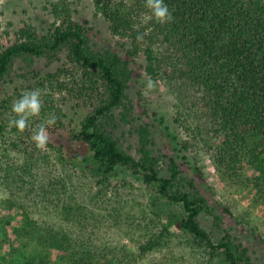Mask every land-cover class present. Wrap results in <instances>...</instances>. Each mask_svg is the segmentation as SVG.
<instances>
[{"label": "trees", "instance_id": "obj_1", "mask_svg": "<svg viewBox=\"0 0 264 264\" xmlns=\"http://www.w3.org/2000/svg\"><path fill=\"white\" fill-rule=\"evenodd\" d=\"M60 1L53 5L55 21L49 28L39 31L24 23L15 40L0 49V80L15 73L19 59L30 64L37 58L60 62L47 71L40 67L25 69L18 74L20 87L0 97V189L9 193L8 201L20 206L24 198H32L26 196V188L32 190L34 184L28 177H37L36 170L47 156L35 147L31 136L39 123L55 114L57 122L47 130L68 134L70 144L67 153L65 144L48 145L59 151L58 157L65 163H85L86 168L80 167L101 184L112 174L125 172L151 192L149 207L159 227L144 232L146 239L138 243L140 255L165 245L174 227L199 254L197 264H215L216 259L224 264H257L248 247L237 242L229 230L222 228L216 241L202 226L203 212L213 216L217 227L222 226L223 214L233 212L224 206L223 214L216 213L209 199L195 187L196 174L203 175L195 162L189 165L193 174L189 179L175 157L169 158L167 172L163 173L151 148L150 123L137 130V156L120 146L113 131L118 126L117 109H123L119 119L129 122L133 110L127 94L134 75L131 62L141 57L145 74L170 86L177 113L188 120L187 129H191L193 138L211 136V145L217 151L213 160L216 167L225 177L251 187L252 201L264 205V0H164L173 15V20L164 25L155 20L144 22V16L150 14L144 0H93L95 13L108 22L111 33L129 43L126 58L112 49H96L90 38L93 27L75 20L69 2ZM138 33L147 34L137 40ZM33 88L41 90L43 106L39 117L30 118L29 128L21 133L9 127L8 121L14 117L11 104L23 90ZM61 100L70 101L71 109L86 111L73 127L65 123L68 112L58 104ZM144 113H149L146 108ZM152 115L170 128L163 115L155 110ZM189 117L199 122L193 123ZM17 133L23 135L24 142L16 139ZM171 135L170 140L181 145L175 147L177 152L188 151L189 140L182 142L174 133ZM178 155L183 162L191 163L186 153ZM244 164L250 166L252 173L248 176ZM51 183L54 185L45 188L48 195L77 194L78 187L68 174ZM188 185L193 187L191 191ZM71 197L69 203L62 204L66 215L85 206ZM23 211L22 226L15 232L36 242L43 251L10 264H49L50 249L59 252L61 263L56 264L111 261L107 246L74 248L67 230Z\"/></svg>", "mask_w": 264, "mask_h": 264}, {"label": "rangeland", "instance_id": "obj_2", "mask_svg": "<svg viewBox=\"0 0 264 264\" xmlns=\"http://www.w3.org/2000/svg\"><path fill=\"white\" fill-rule=\"evenodd\" d=\"M60 0H0V49L12 43L16 38L18 28L24 23L34 25L39 31H45L55 21L52 8ZM73 12V18L81 23H87L93 27L90 33L91 43L96 49H112L126 58L125 49L129 43L117 35H113L108 22L102 15L95 13L93 0H66ZM60 62L48 61L45 58H37L31 64L27 60L19 59L15 65V73L10 78L0 80V97L13 94L20 87L21 77L18 74L25 69L42 68L43 71L55 69ZM134 69L133 79L127 91L128 101L133 105L129 115V122H123L120 118L122 108L117 109L118 126L113 131L120 146L127 152L137 156L138 133L140 125L150 123L152 135L151 148L154 155L160 160L163 173L167 172L170 157H175L188 179L193 177L190 164L194 162L200 167L203 175L196 174L195 187L205 195L216 213H222L223 207L228 206L233 215L223 214V223L217 227L213 216L207 212L200 215L202 226L211 234L214 240L221 236L222 228L229 230L237 242L248 247L249 254L255 263L264 264V205L254 203V193L251 187H245L236 179L225 177L214 163L216 150L211 145V136L193 138L191 129H187L188 120L180 117L176 108V97L171 93L170 86L161 79H153L156 82L154 89L145 87L147 76L143 69L141 57L131 62ZM27 86L26 83L23 84ZM27 90V89H26ZM70 102V101H68ZM63 100L58 104L66 107L68 116L65 123L69 127L75 126L83 113V109H71L70 103ZM145 106V107H144ZM145 108L148 114H145ZM166 118V129L154 118L152 111ZM150 114V116H148ZM194 123L198 119L189 117ZM73 120V121H72ZM197 124V123H196ZM48 131V130H47ZM171 132V133H170ZM175 134L182 142L189 140L188 151L177 152L175 147H181L171 141V134ZM49 134V142L65 144L63 150L67 153L69 136L60 130ZM171 135V137H170ZM21 133L16 134V139L23 141ZM204 139L206 141H204ZM178 140V139H177ZM213 141V140H212ZM24 142V141H23ZM26 142H29L26 140ZM31 142V141H30ZM31 145V144H29ZM33 147V145L31 146ZM33 148L29 149L31 151ZM17 150V149H16ZM47 158L37 168V177L31 179L33 189L27 187L26 196L22 205L11 204L8 201L11 196L4 189H0V196L6 193V198H0V264H10V261L21 262L30 256H37L43 248L36 242L26 239L25 235H18L15 228L22 226L23 217L26 214L38 219L60 226L71 235V244L74 248H97L107 246L110 249L109 264H197L199 254L192 251L191 242L176 230L170 228L171 234L167 243L157 247L145 255L139 254L138 243L146 239L145 231L159 227L158 221L150 209L149 194L151 193L143 183L125 172L112 174L110 180L98 183L87 173L85 163L72 165L58 157L59 151L53 146L47 145L40 150ZM186 153L191 163L183 162L180 155ZM23 153H21L20 157ZM35 155L37 153L35 152ZM244 172L248 176L251 169L244 164ZM66 174L74 180L76 195L72 191L65 195L52 196L45 191L47 185L53 184L57 178H63ZM60 176V177H59ZM25 183L29 179H25ZM54 185V184H53ZM31 186V185H29ZM189 186V185H188ZM39 188V189H38ZM193 189L189 186L187 190ZM51 190V187H48ZM32 193H31V192ZM75 196L80 204L85 206L81 210H74L72 214L62 212V204L69 203ZM16 198V196H14ZM52 199V200H51ZM23 206V207H22ZM153 223V224H152ZM149 226L146 228V226ZM153 225V226H151ZM139 228V229H137ZM152 228V229H151ZM49 264H56L59 252L49 250ZM207 253L204 252V261ZM61 263V262H59ZM211 264V263H208ZM215 264H224L215 260Z\"/></svg>", "mask_w": 264, "mask_h": 264}, {"label": "clouds", "instance_id": "obj_3", "mask_svg": "<svg viewBox=\"0 0 264 264\" xmlns=\"http://www.w3.org/2000/svg\"><path fill=\"white\" fill-rule=\"evenodd\" d=\"M144 6L149 10L148 15L144 16V22L155 20L157 23L164 25L173 20L172 12L164 0H144ZM144 34H137V40H143ZM145 87L148 90L156 87V82L149 76L145 81ZM42 93L39 88L23 90L19 97L13 100L11 104V112L14 117L8 121L10 128H15L19 132H24L29 128V120L32 117H39L43 106ZM57 122L55 114H49L41 123L33 130L31 136L32 141L37 149L43 150L49 142V134L47 129L54 126ZM0 198H6L4 193Z\"/></svg>", "mask_w": 264, "mask_h": 264}]
</instances>
